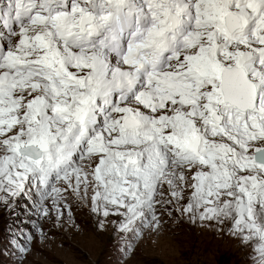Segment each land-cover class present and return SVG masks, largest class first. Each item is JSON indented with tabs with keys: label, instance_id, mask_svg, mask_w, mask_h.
Segmentation results:
<instances>
[{
	"label": "snow or ice",
	"instance_id": "1",
	"mask_svg": "<svg viewBox=\"0 0 264 264\" xmlns=\"http://www.w3.org/2000/svg\"><path fill=\"white\" fill-rule=\"evenodd\" d=\"M33 190L126 254L170 205L264 264V0H0V208Z\"/></svg>",
	"mask_w": 264,
	"mask_h": 264
},
{
	"label": "rangeland",
	"instance_id": "2",
	"mask_svg": "<svg viewBox=\"0 0 264 264\" xmlns=\"http://www.w3.org/2000/svg\"><path fill=\"white\" fill-rule=\"evenodd\" d=\"M37 200L39 193L33 190L32 195L18 199L11 208H0V246L5 249L0 264H21L10 255L16 251L8 246L13 236L21 244L27 243L29 254L22 264H259V254L228 233L229 223L218 227L215 222H209L212 226L208 227L192 225L179 213L168 215L170 205H157L162 229L153 233L146 228L142 238L133 242L134 254H126L120 239L124 234H118L115 225L106 221V230L97 227L102 216L73 203L72 219L67 218V209H62L65 216L57 226L52 200L44 201L48 217L37 211ZM25 236H31V240L26 241Z\"/></svg>",
	"mask_w": 264,
	"mask_h": 264
}]
</instances>
